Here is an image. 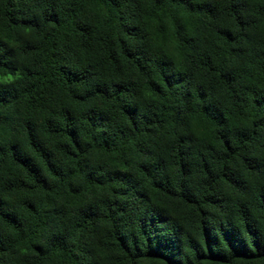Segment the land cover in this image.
<instances>
[{"label": "trees", "instance_id": "1", "mask_svg": "<svg viewBox=\"0 0 264 264\" xmlns=\"http://www.w3.org/2000/svg\"><path fill=\"white\" fill-rule=\"evenodd\" d=\"M0 264H264V0H0Z\"/></svg>", "mask_w": 264, "mask_h": 264}]
</instances>
